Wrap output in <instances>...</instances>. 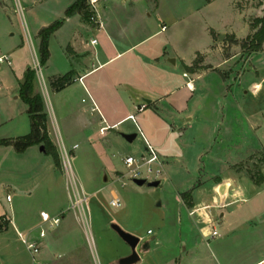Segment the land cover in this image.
<instances>
[{
	"label": "crops",
	"instance_id": "obj_1",
	"mask_svg": "<svg viewBox=\"0 0 264 264\" xmlns=\"http://www.w3.org/2000/svg\"><path fill=\"white\" fill-rule=\"evenodd\" d=\"M16 1L19 12L25 11L30 16H35L30 22L31 35L27 38L35 63H39V31L63 20L60 28L48 37L49 57L42 67L49 70L48 85L53 77L69 72L73 73V77L71 83L60 91H54L49 85L54 103V107H50L52 118L49 117L43 96L47 85L42 72V80L36 76L33 84V92L42 97L48 137L56 148L52 138L56 134L60 139L61 135L68 138L79 134L85 141H88V136L98 134L103 144H108L114 150L123 148V135L135 134L137 137L139 134L143 149L144 139L156 148L165 173L174 169L176 164L186 170L189 180L183 185V192L178 193L177 200L187 212L188 229L193 234L196 232L202 239L211 231L203 225V211H207L211 219V229L216 230L215 225H212L217 223L225 230L233 216L232 211L227 212L225 209L239 201L251 200L255 194L264 191V163L259 166V184L251 179L249 170L238 167L254 155L264 156V51L244 55L241 59V70L232 76L224 74L221 69L231 64L234 57L226 58L207 69L192 70L198 55L205 56L207 60L208 55L214 51L213 36L211 35L206 51H194L186 59L173 47V53H169L167 47L170 45L166 41L151 44L150 40L166 31L167 27L162 24L153 33L150 19L155 10L148 0H87L95 19L92 23L85 22L78 13L70 17L64 16L66 9L75 0H49L54 3V8L49 11L38 9L40 0ZM0 11L5 15L10 11L14 12L10 0H0ZM156 16L159 19L161 15ZM91 31L101 34L99 44L93 42L94 39L85 41L84 35ZM237 38L235 40L238 41ZM88 48H91L90 51ZM14 49L6 51L0 43V56H8L9 66L12 64L11 58L5 53L10 52L12 55L20 50ZM170 59L174 62L171 63ZM177 61L180 62V67ZM34 66L35 64L26 66L23 73L34 69ZM42 67L40 66L41 69ZM212 75L220 89L201 86ZM22 80L23 78L17 79L18 90ZM18 98L19 96H14L13 99ZM79 98L80 104L86 106L79 105ZM143 104L146 108L136 114V123L127 120ZM25 112L27 113V108ZM62 112H69L70 115L63 116ZM93 112L98 114L94 120L91 118ZM72 116L78 120L76 124L68 122ZM14 117V113L7 109L0 126L12 124ZM126 122L131 123L125 129L116 131ZM102 124L105 126L103 130L100 128ZM28 126L26 130L24 125H12L7 129V136L0 135V140L27 135L30 132L29 116ZM95 126L98 131L94 130ZM192 129L195 131L193 140L199 141L202 147L191 158L192 164H189L186 154L189 143L183 137ZM10 131L14 134H9ZM86 131L90 132L87 137L84 133ZM221 145L225 146L232 162L225 163V167L216 174L201 166V160L214 150L216 153ZM40 146L28 147L22 153H17L12 146H0V156L17 160L16 172L21 176L19 182L0 183V190L3 186L5 190L16 188L20 191V183L31 180L32 177L36 179L43 171L49 177L58 176L59 171L53 159L45 150L41 151ZM127 155L129 154L124 156ZM27 159H30L28 165ZM4 162L1 160V163ZM43 167L46 170H42ZM115 167V164L109 166V172L115 170ZM242 181H247L252 186V191L247 186L243 189ZM221 186L224 189L220 194ZM81 189L85 193L82 186ZM187 192H190L189 196L183 198L182 195ZM203 192L209 194L210 201L206 197L202 199ZM112 195L113 200H118L114 193ZM6 202H11L8 195ZM41 213L47 214L40 210L39 216ZM82 217L90 227V217ZM76 218L79 219L77 215ZM40 230L39 222L24 224L13 217L11 207L8 205L5 210L0 197V264H48V260L52 261L49 259L52 255L57 260L65 258L69 264H84V258L73 255L72 249L62 248L60 236L54 234L47 237L44 234L40 237ZM148 231L150 235L153 234L150 229L147 233ZM128 233L136 236L135 232ZM68 236L71 238V235ZM191 237L186 236L187 241ZM24 241L36 244L38 252L34 254ZM43 250L48 251V258L42 255ZM155 250L149 245L147 250L139 254V262L144 255ZM216 252L222 263L233 264L232 258L228 259L224 252ZM244 264H264V256Z\"/></svg>",
	"mask_w": 264,
	"mask_h": 264
},
{
	"label": "rangeland",
	"instance_id": "obj_2",
	"mask_svg": "<svg viewBox=\"0 0 264 264\" xmlns=\"http://www.w3.org/2000/svg\"><path fill=\"white\" fill-rule=\"evenodd\" d=\"M40 1L38 9L49 11L54 8L53 2ZM148 1L153 4L155 10L150 19L153 33L157 32L162 24L167 27L166 31L150 40L151 44L166 41L171 46L167 47L169 53H173L171 51L173 47L179 51L180 56L186 59L194 51L201 53L206 51L212 35V50L214 51L208 55L207 60L205 56L198 55L191 69H207L226 58L234 57L231 64L221 69L228 76L241 70V59L245 54L239 43L254 33L255 19L264 16V0ZM16 2V0H10L14 12L10 11L5 15L0 11L1 45L6 51L15 50L14 48L20 49L12 55L10 52L5 53L10 55L11 66L5 63L0 64V121L4 118L7 109L15 115L12 124L0 126V135L5 134L6 136L8 127L12 125L17 124L20 127L24 125L26 130L29 128L28 115L25 112L26 105L20 98L18 100L13 98L18 96L17 79L23 78L24 68L35 64L31 47L27 41L28 36L31 35L30 22L34 15L30 16L25 11H21V14ZM88 11L92 16L89 5ZM157 14L161 15L159 19H157ZM90 18L88 22L92 23ZM220 35L224 36L221 40ZM84 37L87 42L92 39L95 43L101 42V34L95 31L85 34ZM236 38L238 43H235ZM90 49L88 48V51ZM177 65L181 66L179 61ZM32 70L36 77L35 70ZM48 71L45 67L41 69L47 85L43 96L49 117L52 118L50 107H54V103L48 85ZM215 79L212 75L206 78L205 85L201 86L220 89ZM80 99L79 105L86 106L83 103L80 104ZM75 106L78 108V105ZM61 114L70 115L69 112ZM96 116H98L97 112L91 114L93 120ZM68 120L69 123L74 124L78 121L73 116ZM130 123H124L116 131L125 129ZM100 128L103 130L105 126L102 124ZM94 130L98 131V127L95 126ZM84 133L87 137L90 132ZM9 134L14 133L10 131ZM194 136L195 131L192 129L183 137V140L189 143L186 153L189 164H192L191 158L202 147L199 141L193 140ZM52 138L58 148H56L60 162L58 176L49 177L43 171L36 179L32 177L31 180L20 183V191L16 188L5 190L2 186L1 203L5 210L9 205L13 217L24 224L39 222L47 237L54 234L60 236L62 248L72 249L73 255L84 258V264H117L123 255L130 254L128 246L110 228L113 223L126 232H135L141 240L140 245L148 242L151 248L156 249L144 255L142 260L135 264H224L216 254L219 250L224 252L228 259L232 258L233 264H244L264 256V191L255 194L251 199L252 202L251 200L239 201L226 208L227 212H233V216L229 219L225 230H222V225L213 223L212 226L215 225L218 236L214 238L207 236L202 239L196 232L193 234V231L188 229L187 212L177 200L178 193L183 192V185L189 180L186 170L176 164L174 169L165 173L162 167L152 165L150 167L152 173L148 175L147 181L157 180L159 185L147 187L134 183V178L123 164L124 158L122 160L121 158L125 154L138 158L143 153L139 134L131 143L122 142L123 148L118 150H114L108 144H103L98 134L88 136V141H85L84 137L79 134H73L68 138L61 135V139L56 134ZM74 144H77V148L72 150ZM62 146L68 152L69 164L62 155L60 149ZM1 160L5 162L1 163ZM29 161L30 159H27V165ZM230 162H232L231 157L226 153L225 146L221 145L216 153L214 150L202 158L201 166L217 174L225 167V163ZM263 163L264 156L259 154L252 156L249 161L238 167L249 170L251 179L256 182L259 178V166ZM112 164H115V170L118 172L115 170L109 172V166ZM69 165L72 172L69 168L67 169ZM17 167L16 159H7L5 155L4 158L0 156V183L21 181V176L16 172ZM42 170L46 169L43 167ZM157 170L161 171L158 176L155 173ZM142 172L145 177V167ZM202 180L205 181V179ZM241 186L243 189L247 186L250 190L252 187L247 181L241 183ZM75 189L86 199L84 210L75 204ZM113 193L118 198L120 206H111ZM7 195L9 199L11 198L10 203L6 202ZM202 195V199L206 197L210 201L208 193L203 192ZM40 210L47 212L51 219L58 218L57 225L50 226L49 223H42L39 216ZM203 213V225L211 230V219L207 211ZM82 215L90 217V227L82 220ZM149 229L153 231L152 235L147 233ZM68 235H71V238ZM186 236L192 237L187 241ZM152 238L154 239L151 240ZM140 245L136 250L142 254L143 250ZM42 255L48 258L49 253L43 250ZM51 257L49 259L52 261L48 260V264H69L65 258L57 260L53 255Z\"/></svg>",
	"mask_w": 264,
	"mask_h": 264
},
{
	"label": "trees",
	"instance_id": "obj_3",
	"mask_svg": "<svg viewBox=\"0 0 264 264\" xmlns=\"http://www.w3.org/2000/svg\"><path fill=\"white\" fill-rule=\"evenodd\" d=\"M76 13L81 14L82 19L88 22L91 13L88 11L87 0H75V2L66 9L64 16L70 17ZM62 22L63 20L56 21L42 28L38 33V37L40 38L38 51L39 65L41 67L46 64L49 57L48 37L60 28ZM253 27L255 29L254 33L239 43L245 55L264 51V16L256 18ZM235 43H238V41L235 40ZM72 77V72L63 76L53 77L49 80V85L54 91H60L71 83ZM34 79V71L28 69L24 74L23 80L19 82L18 90L19 98L27 106V114L30 120V132L16 139L0 140V146H12L17 153H22L28 147L41 145L44 147L45 153L53 159L55 167L59 169L60 162L58 152L56 147L51 143L47 133V116L43 110L42 97L40 94L33 92ZM256 184H259V178ZM189 194L190 192L184 193L182 197L186 198Z\"/></svg>",
	"mask_w": 264,
	"mask_h": 264
},
{
	"label": "built area",
	"instance_id": "obj_4",
	"mask_svg": "<svg viewBox=\"0 0 264 264\" xmlns=\"http://www.w3.org/2000/svg\"><path fill=\"white\" fill-rule=\"evenodd\" d=\"M90 19L93 22L95 21L93 16H91ZM163 29H164V27H163ZM93 42H95V41H93ZM4 63L7 66L10 65V60H9L8 56H6V55L0 56V64H4ZM34 70H35L36 76L40 80H42L41 68H40L39 63H35ZM145 108H146L145 104L140 105L139 107L136 108L135 113H133L127 117V120H130L133 123H136V114L142 112ZM76 148H77V146L74 145L72 147V150H74ZM60 149H61L63 157H65L67 159V162L69 164V155H68L67 150L65 149L64 146H62ZM123 164L129 170L130 175L134 179H144L145 181L148 180V178H149L148 175L152 173V169L150 168L152 165H157L159 168H161V163L159 161V156H158V152H157L156 148L154 146H152L151 144H149L145 139H144L143 153L138 158H136L132 155L125 156L123 159ZM144 167H145V174H146L145 177H143V172H142ZM68 168L70 169V165H69V167H67V169ZM70 171H71V169H70ZM160 172H161L160 170H157L155 173L158 176V175H160ZM75 194H76L75 204L78 205V208H81L82 210H84L83 206H84V203L86 202L85 197L84 196L82 197V195H80L81 193H78L77 189H75ZM110 204H111V206L116 207V206H119V201L114 199L111 201ZM40 217H41L42 223H44V224L49 223L50 226L57 225V223L59 222L58 218H52L51 219L48 216V214H46V213H41ZM149 233H150V231H148V234ZM39 235H40V237L44 236L43 230H40ZM208 236H210L211 238H214L215 236H217L216 230L214 228H212ZM24 243L26 244L27 248L29 250H31L34 254H36L38 252V248L36 247V244L26 243L25 241H24Z\"/></svg>",
	"mask_w": 264,
	"mask_h": 264
},
{
	"label": "water",
	"instance_id": "obj_5",
	"mask_svg": "<svg viewBox=\"0 0 264 264\" xmlns=\"http://www.w3.org/2000/svg\"><path fill=\"white\" fill-rule=\"evenodd\" d=\"M224 36L220 35L219 39H223ZM170 62L173 63V59H170ZM136 135L135 134H127L123 135V138L125 141L128 143H131L135 139ZM40 150L44 151V147L40 146ZM134 183L138 186L146 185L147 187H157L159 185V181L154 180V181H145L144 179H134ZM224 187L221 186L219 188V192L223 193ZM110 228L120 237V239L129 247L130 249V254L122 257L118 260L117 264H135L140 260L139 253L137 252V247L140 245V238L132 235L126 231H124L121 227H119L117 224H111ZM142 250H147L149 245L148 243H144L140 245Z\"/></svg>",
	"mask_w": 264,
	"mask_h": 264
},
{
	"label": "bare ground",
	"instance_id": "obj_6",
	"mask_svg": "<svg viewBox=\"0 0 264 264\" xmlns=\"http://www.w3.org/2000/svg\"><path fill=\"white\" fill-rule=\"evenodd\" d=\"M221 194V193H220Z\"/></svg>",
	"mask_w": 264,
	"mask_h": 264
}]
</instances>
